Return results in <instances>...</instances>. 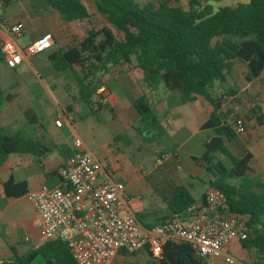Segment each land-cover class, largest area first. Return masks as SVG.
Returning <instances> with one entry per match:
<instances>
[{
    "label": "trees",
    "instance_id": "obj_1",
    "mask_svg": "<svg viewBox=\"0 0 264 264\" xmlns=\"http://www.w3.org/2000/svg\"><path fill=\"white\" fill-rule=\"evenodd\" d=\"M42 1L66 23L90 18L82 0ZM156 1L146 0L141 4L138 0H90L94 11L107 25L85 31L79 42L48 54L47 59L54 72L72 73L85 103L92 96L99 98L98 91L105 86L103 77L109 69L133 64L140 70L141 83L149 92L162 88L168 94L178 95L182 105L194 103L199 98L206 102L210 112L200 130H211L213 136L203 142L204 153L197 163L209 178L208 186L224 194L228 213L246 218L247 239L240 242V249L253 253L252 264H264V181L258 175H249L253 159L250 152L235 156L229 149L238 138L228 124L229 116L233 119L237 115L234 109L230 115L222 105L235 90L228 88L219 96L211 93L215 82L223 84L232 74L234 63L245 66L246 82L264 73V0H249L246 4L219 8L215 12L208 3L224 0H193L188 3L187 11L167 2L155 5ZM112 30L121 35L120 39ZM8 100L0 87V106ZM130 103L145 127L137 133L147 143L164 147L169 138L148 96L141 95ZM94 106L101 107L98 102ZM91 111L95 115L96 112ZM254 115L252 111L249 118ZM26 116L32 119L28 113ZM255 121L258 126L264 125V107L257 109ZM45 151L37 140L22 132L6 135L0 126V167L10 155L40 157ZM162 153L157 157L161 158ZM220 156L229 161L230 168L224 166ZM173 159L177 160L178 156L172 153L171 161L163 169L158 167L154 177L146 179L165 206L164 214L153 220L150 218L151 221H146L148 216L151 217L148 213L135 215L146 229L196 203L189 188L162 177L164 170L169 174L173 172ZM10 186L20 194L25 192L23 184L13 185L9 180L4 184L7 194ZM161 249L159 258H153L145 251L149 258L147 264H207L185 243L167 241ZM37 257H41L44 264H76L67 244L60 240L44 241L38 249L12 263L2 264H31Z\"/></svg>",
    "mask_w": 264,
    "mask_h": 264
},
{
    "label": "crops",
    "instance_id": "obj_2",
    "mask_svg": "<svg viewBox=\"0 0 264 264\" xmlns=\"http://www.w3.org/2000/svg\"><path fill=\"white\" fill-rule=\"evenodd\" d=\"M88 1L90 2V0ZM82 2L84 3V0ZM92 13L97 14L94 9ZM88 20L66 23L62 21L61 16L55 10L47 7L42 0H21L18 5V14L12 20L0 16V36L4 39H11V36L6 31L7 26L16 22L24 24L22 36L13 39L15 44L21 49L45 34H51L53 37V45L50 51L39 54V57L42 56V58L35 59L34 62L31 59L28 61L24 60L13 70L8 69L4 63L0 64V87L4 94L9 97V100L0 106V126L5 132L9 128L10 132H12L10 135H12L20 132L18 131L20 128L31 125L33 127H31L32 131L30 135L22 133L26 137L37 140L46 149L40 157L33 155H10L7 161L0 167V264L5 262L12 263L16 258L25 256L38 249L44 242L39 236L38 215L28 199V194L43 187L52 189L59 186L61 181L57 175V171L74 153V139L80 140L84 151L107 164L111 180L122 183L120 177L123 174L119 170L120 166L126 165L124 160L125 152L123 150L120 151L114 141L126 139L128 140V145H131L132 137L138 140H143V137L137 133V130L133 129V125L140 122V120L132 108L130 100L125 97L119 98L114 91H111L107 87L106 82L108 79L115 80L118 88L126 89L132 93L135 92V98L145 94L152 104L157 102L162 107V111L160 114L157 113V117L169 139L174 140L181 134L188 135V138L196 135L208 118V113L210 112L208 104L207 109L204 110L206 118L201 123H197L198 116L201 117L203 113L202 107L197 110V108H191V104L193 103L182 105L180 100L176 101L173 105H166L169 95L176 94H168L162 88L149 92L143 87L144 91L139 89V92H136L133 83L135 82V86L141 84L142 74L140 70L134 67V64L130 66H117L106 72L103 77L105 86L98 91L102 103L99 102V98L96 96H92L89 102L86 103L90 108L89 118L86 116L79 117V107H72L69 104L65 105L64 110L61 111L62 116L65 117V121L60 127L54 125V121L59 118L58 116L51 119L49 124L48 119L45 121L38 118L33 111L32 102L35 98L31 90L35 86L42 88V91L36 98L39 99V102L43 106H46L48 76L45 81L39 77V73L42 70L48 71V68L51 67L47 59L48 54L79 42L85 31L92 27L83 28L84 26H82L79 29L77 27L78 25H85V22ZM104 22L106 23L105 20ZM21 41L23 42L20 43ZM74 70L78 72L77 68ZM133 74L136 75L134 81ZM200 101L203 100L199 98L194 103ZM95 102H98L101 107L97 108L94 106ZM91 109L96 112L95 115H92ZM26 113L32 117L31 120L28 119ZM91 119H94V121ZM106 125H108L107 131L105 129ZM127 129L132 131L130 136L123 133ZM89 137H91V140H95L96 138V141L101 140L102 137H107V143H109L108 145L106 143L100 145L98 142L96 149L92 150L89 147ZM110 143L116 146L113 151L109 150ZM166 156L168 158L166 161L163 160V162L167 165L166 162L172 159V153H166ZM179 161L180 158L178 157L174 162ZM161 166V163H156L155 170ZM197 166L203 170L201 164L197 163ZM155 170L147 175V177H154ZM186 170L188 174L194 172L192 166H189ZM138 173L140 174V171L134 174L129 172V178L125 174L123 175L127 178V181L122 184L125 187L124 195H126L128 200L132 198L131 189L133 183L139 179H143V184L148 187V193L155 195L146 180L147 177L140 176L141 174L138 175ZM162 177L172 180L175 185H186L185 179L178 172L169 174L168 170H164ZM9 180H11L13 185L23 184L25 192L20 194L17 189L10 186L8 188L9 193L7 194L4 184ZM204 186V191L200 193L198 199H195V202L202 201L206 191L205 188L208 187L207 185ZM186 187L189 188L190 192L193 189L192 184H187ZM145 213L151 215L150 211ZM136 214H139V212ZM141 253L146 254L145 251H140L136 254ZM122 258L123 255L117 254L111 264L122 263ZM147 261L146 263L142 262V264H147ZM214 264H222V261L215 260Z\"/></svg>",
    "mask_w": 264,
    "mask_h": 264
},
{
    "label": "built area",
    "instance_id": "obj_3",
    "mask_svg": "<svg viewBox=\"0 0 264 264\" xmlns=\"http://www.w3.org/2000/svg\"><path fill=\"white\" fill-rule=\"evenodd\" d=\"M6 31L11 39L0 36V51L10 70L53 45L52 35L45 34L19 48L13 39L22 36V22L7 26ZM64 121L65 117H59L54 125L60 127ZM228 124L238 136L246 132L241 117ZM73 147L74 153L57 171L59 186L28 194L43 241L66 243L76 264H111L120 252L147 251L159 258L167 241L189 245L207 263L221 260L222 264H239L230 248L247 239L246 218L228 213L222 192L208 187L202 201L146 229L131 212L124 185L109 178L107 164L84 151L80 140L74 139Z\"/></svg>",
    "mask_w": 264,
    "mask_h": 264
},
{
    "label": "rangeland",
    "instance_id": "obj_4",
    "mask_svg": "<svg viewBox=\"0 0 264 264\" xmlns=\"http://www.w3.org/2000/svg\"><path fill=\"white\" fill-rule=\"evenodd\" d=\"M138 1L141 4L146 3V0ZM190 1L193 0H157L155 2V5H157L159 2H167L170 6L180 7L183 10L187 11L189 9L188 3ZM20 2L21 0H10V2L0 3V16L10 20L14 19V17H16L18 14V5L20 4ZM248 2L249 0H224L221 2H209L208 5L211 6L213 12H215L219 8L234 7L236 4H246ZM84 3L88 8L90 18L85 22V25H78L77 28H82V26H84L83 28H100L102 26H106L104 19L100 15L92 13L93 8L91 7L90 2L88 0H84ZM112 32L117 39H120L121 35L119 33L115 32L114 30H112ZM22 42L23 41H21L20 43ZM49 51L50 50H48V52ZM40 58H42V56L39 57V55H37L31 58V60L34 62L35 59ZM245 74V66L239 63H234L232 74L227 77L225 83L223 84L215 82L211 93L214 96H219L225 94L228 88L235 90L233 96H228L225 102L224 111H230V115H233L232 111L234 109L236 111L237 117H241L244 120L246 125V132L243 135L238 136L237 140L229 145V149L235 156H240L245 152H250L253 156V159L249 165V175H258L259 177H261V180L264 181V125L258 126L255 121L257 109L262 110V108L264 107V73L259 78L251 82L245 81ZM47 76L48 96H46V106H43L42 103L39 102V99L36 98V96L42 91V88H40L39 86H35L33 90H31L35 98L32 102V107L35 115L38 118L45 121L48 119L49 124V121L54 117H62L61 111L64 110L65 105L67 104L72 107H79V117H90V108L86 105L84 100L81 99L79 89L71 72L56 73L51 67H49L48 71L42 70L39 73V77L42 80L46 81ZM135 79L136 75L133 74V81ZM106 83L107 87L111 91H114L119 98L125 97L129 100L135 99V92L132 93L126 89L118 88L115 80L108 79ZM133 85L136 89V92H139V89L144 91L142 83L135 86L134 82ZM178 100V95H169V99L166 100V105H173ZM153 105L156 107V113L160 114L162 111V107L159 106L157 102H154ZM201 107L203 109V113L201 114V117L198 116L197 123H201V121L206 118L204 110L207 109V103L204 101H200L198 103L191 104V108H197V110L201 109ZM252 111L255 115L254 117L249 118V115ZM229 117L231 118L229 120H232V117ZM91 120L94 121V119ZM31 127L33 126L28 125L25 128H20L18 131L30 135L32 131ZM133 127L134 130H145L144 125L140 122L135 123ZM105 129L106 131L108 130V125L105 126ZM5 133L6 135H10L12 132H10L9 128H7ZM123 133L130 136L132 134V131L130 129H127L124 130ZM212 136L213 132L211 130H198L197 134L191 136L190 138H188V135L181 134L174 140L169 139L164 147L155 143L149 144L142 139L138 140L134 137L131 138V145H128V140L126 139H123L122 141L116 140L114 142L116 143L120 151L123 150L125 152L124 160L126 162L125 166H120L119 171L121 172V174H125L126 176H128V178L129 172L134 174L137 171H140L141 174L140 175L138 173V175L147 177V175L151 174L152 171L155 170L156 163H161V168L163 167V165L165 164L163 160H167L165 157L166 153H176L180 158V161L176 162L173 165V173L178 172L180 176L185 179L186 185H193L191 195L194 199H198L200 193L204 191V185L208 186L207 181L209 180V178L205 175L203 170L198 168L197 160H199L204 153L203 142ZM246 136L249 137V140L246 139ZM98 142L100 143V145H103L104 143L108 145L109 143H107V137H102V139L99 141H96V138L95 140H91V137H89L90 149H96V147L98 146ZM114 147H116L115 144L110 143L109 150L113 151ZM163 148H165V151H163ZM161 152H163L162 157H157ZM219 159L226 168L231 167L229 161L225 157L220 156ZM189 166H192V169L194 170L192 174H188L186 170ZM123 175L120 177V181L122 183H125L127 181V178H125ZM142 180L143 179H139L138 181L133 183L131 189L132 198L128 200V206L132 213H134L135 215H137V212L141 214L150 211V218L153 220L164 214L165 206L159 201L156 195H151L148 193V187L143 184ZM207 188H205V190ZM150 218L146 219V221H151ZM230 253L234 257H236L239 264L253 263V253L242 251L239 245H232L230 248ZM122 259L123 262L120 264H142V262L146 263L147 255L145 253H141L138 255H128L123 256ZM42 262L43 260L41 259V257H37L31 264H39ZM214 262L209 261L207 264H214Z\"/></svg>",
    "mask_w": 264,
    "mask_h": 264
},
{
    "label": "water",
    "instance_id": "obj_5",
    "mask_svg": "<svg viewBox=\"0 0 264 264\" xmlns=\"http://www.w3.org/2000/svg\"><path fill=\"white\" fill-rule=\"evenodd\" d=\"M6 2H8V0H2V1H1V3H6Z\"/></svg>",
    "mask_w": 264,
    "mask_h": 264
}]
</instances>
